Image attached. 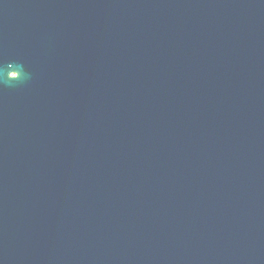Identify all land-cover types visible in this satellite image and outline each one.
Masks as SVG:
<instances>
[{
	"label": "water",
	"instance_id": "water-1",
	"mask_svg": "<svg viewBox=\"0 0 264 264\" xmlns=\"http://www.w3.org/2000/svg\"><path fill=\"white\" fill-rule=\"evenodd\" d=\"M0 264H264V0H0Z\"/></svg>",
	"mask_w": 264,
	"mask_h": 264
}]
</instances>
